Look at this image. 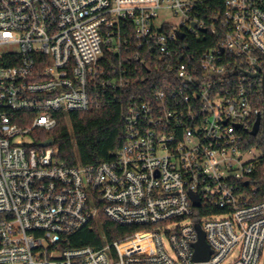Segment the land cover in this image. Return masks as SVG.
Instances as JSON below:
<instances>
[{
  "label": "built area",
  "instance_id": "1",
  "mask_svg": "<svg viewBox=\"0 0 264 264\" xmlns=\"http://www.w3.org/2000/svg\"><path fill=\"white\" fill-rule=\"evenodd\" d=\"M257 67L264 0H0V264H264ZM113 99L114 159L43 145L59 112ZM102 216L136 229L72 246Z\"/></svg>",
  "mask_w": 264,
  "mask_h": 264
},
{
  "label": "trees",
  "instance_id": "2",
  "mask_svg": "<svg viewBox=\"0 0 264 264\" xmlns=\"http://www.w3.org/2000/svg\"><path fill=\"white\" fill-rule=\"evenodd\" d=\"M258 102L264 108L263 88L259 89ZM126 103V101H125ZM112 100L86 111L59 112L57 127L43 132L44 139H53L59 148V158L68 165H96L114 159L124 140V122L122 114L124 104ZM246 148L261 152L254 175L258 188L256 200H264V134L261 130L256 136L248 134ZM135 227H120L102 216L93 228H85L72 237V246H98L103 234L109 241L134 231ZM138 242H133L132 245ZM126 245L125 247H129ZM135 247V246H134Z\"/></svg>",
  "mask_w": 264,
  "mask_h": 264
},
{
  "label": "water",
  "instance_id": "3",
  "mask_svg": "<svg viewBox=\"0 0 264 264\" xmlns=\"http://www.w3.org/2000/svg\"><path fill=\"white\" fill-rule=\"evenodd\" d=\"M258 73L253 74L252 76L254 77H260L262 76V88H263V95H264V70L262 71L261 67H257ZM263 131L264 134V111L262 114H259L255 124L253 126V129L251 131V135L256 136L260 131ZM54 143L53 139H49L46 142L43 143L44 146H49L52 145ZM194 196V201H195V205L199 206L200 205V201L199 199ZM196 247V253H195V259L196 260H208L210 255H211V251L206 243L205 240V235L204 233L199 230V241L196 243L195 245Z\"/></svg>",
  "mask_w": 264,
  "mask_h": 264
},
{
  "label": "rangeland",
  "instance_id": "4",
  "mask_svg": "<svg viewBox=\"0 0 264 264\" xmlns=\"http://www.w3.org/2000/svg\"><path fill=\"white\" fill-rule=\"evenodd\" d=\"M161 19L162 20H168V21H175L177 22V19L173 16L172 12L170 10H165L161 13ZM253 153L256 156H261V152L258 149H253Z\"/></svg>",
  "mask_w": 264,
  "mask_h": 264
}]
</instances>
